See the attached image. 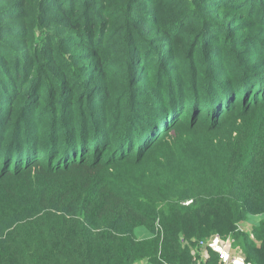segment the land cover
<instances>
[{
  "label": "trees",
  "instance_id": "1",
  "mask_svg": "<svg viewBox=\"0 0 264 264\" xmlns=\"http://www.w3.org/2000/svg\"><path fill=\"white\" fill-rule=\"evenodd\" d=\"M254 216L264 264V0H0V264H203Z\"/></svg>",
  "mask_w": 264,
  "mask_h": 264
},
{
  "label": "rangeland",
  "instance_id": "2",
  "mask_svg": "<svg viewBox=\"0 0 264 264\" xmlns=\"http://www.w3.org/2000/svg\"><path fill=\"white\" fill-rule=\"evenodd\" d=\"M182 119L185 120L186 122H188L190 124V128L195 130L196 133H198L197 135H199L200 133H204V134H212L214 137H216L217 139H221V137L228 132L229 130H231L233 128V126L231 125L232 122L234 123L235 121H241L240 117L238 116V114H234L231 116H225L222 119H219V116H215V115H210L207 112H194V111H187L185 113V115L182 116ZM134 152V151H133ZM262 218V216H254L249 218L250 220V224L247 222H239L237 225V229H232L234 232H227V233H214L212 235H220L221 237H230L233 243V246L235 248H239L241 245V240L238 238V236L236 237L235 233L238 234L239 233H247L251 230V226L254 225V221H259ZM159 225V223H158ZM137 235L140 238H147L152 236V233L145 228L144 226L139 227L137 229ZM210 235V236H212ZM208 236V237H210ZM203 239L206 238H202V239H198V244L196 243V248L192 250L193 255L197 254V251H201V249L199 248V244L200 241H202ZM211 259H214L213 256L211 257ZM204 264V263H203ZM215 264H220V262L216 259V263Z\"/></svg>",
  "mask_w": 264,
  "mask_h": 264
},
{
  "label": "built area",
  "instance_id": "3",
  "mask_svg": "<svg viewBox=\"0 0 264 264\" xmlns=\"http://www.w3.org/2000/svg\"><path fill=\"white\" fill-rule=\"evenodd\" d=\"M202 259L206 261L213 251L220 264H254L246 260L241 247L235 248L230 237L212 235L200 241Z\"/></svg>",
  "mask_w": 264,
  "mask_h": 264
},
{
  "label": "crops",
  "instance_id": "4",
  "mask_svg": "<svg viewBox=\"0 0 264 264\" xmlns=\"http://www.w3.org/2000/svg\"><path fill=\"white\" fill-rule=\"evenodd\" d=\"M249 221H250V220H249ZM245 222H247V223L250 224V222H248V221H245ZM251 227H252V226H251ZM196 252H197V254H199L200 259L203 261V263H205V262H210V260H211V255H210V257H208V258L206 259V261H204V260L202 259L201 251L199 252V251L196 250ZM216 259H217V258H216Z\"/></svg>",
  "mask_w": 264,
  "mask_h": 264
}]
</instances>
